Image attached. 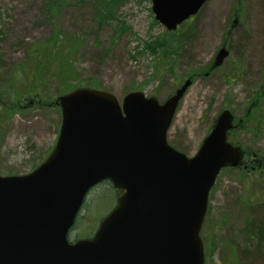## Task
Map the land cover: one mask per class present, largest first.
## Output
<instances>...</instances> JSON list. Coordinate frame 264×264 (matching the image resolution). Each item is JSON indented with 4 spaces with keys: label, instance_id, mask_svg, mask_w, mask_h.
<instances>
[{
    "label": "rangeland",
    "instance_id": "1",
    "mask_svg": "<svg viewBox=\"0 0 264 264\" xmlns=\"http://www.w3.org/2000/svg\"><path fill=\"white\" fill-rule=\"evenodd\" d=\"M45 3L46 0H0V174L30 172L56 141L60 109L42 107L28 99L37 94L44 102L58 96L55 71L42 80L36 75L35 93L18 101L13 93L18 83L13 85L9 80L13 69L21 64L26 69L33 67L35 44L48 37L55 24L66 36L53 42L45 56L57 52L55 46H62L64 51L73 47L70 37L79 36L81 41L71 52L75 66L71 81L98 82V88L112 92L120 101L132 90L163 101L186 78H191L167 130V141L174 148L194 155L216 116L228 109L238 124L229 140L234 138L262 156L264 0H207L190 23L185 22L184 28L180 24L173 32L154 18L151 0H112L109 7L116 6L118 19L104 22L94 16L93 0H66L56 18L48 17ZM158 38L176 46V55L171 58L170 54L151 53L146 43ZM222 46L228 54L220 66L213 68L210 64ZM52 59L59 61L57 56ZM169 61L172 64L168 68L165 63ZM257 90L262 91V97H258L256 107L250 108ZM245 161L250 167L256 162L250 155ZM263 172L257 170L244 177L237 168H225L218 173L200 232L204 264H235L232 244L245 248L240 250L244 253H239L240 264L262 263L256 240L247 239L242 228L250 217L264 220V189L253 183L262 182L254 174L261 177ZM104 188L96 186L86 194L85 202L88 204V199L90 203L88 211L80 214L87 217L85 226L77 231L81 237L96 229L114 203V193ZM70 236L75 239V232Z\"/></svg>",
    "mask_w": 264,
    "mask_h": 264
},
{
    "label": "water",
    "instance_id": "2",
    "mask_svg": "<svg viewBox=\"0 0 264 264\" xmlns=\"http://www.w3.org/2000/svg\"><path fill=\"white\" fill-rule=\"evenodd\" d=\"M206 0H151L155 19L175 29ZM228 54L217 51L212 66ZM191 84L163 101L141 90L121 101L110 91L76 87L58 96L56 142L38 166L0 174V264H204L200 230L220 169L244 151L227 140L223 109L196 153L172 147L166 133ZM108 179L120 192L91 237L68 232L88 190Z\"/></svg>",
    "mask_w": 264,
    "mask_h": 264
},
{
    "label": "trees",
    "instance_id": "3",
    "mask_svg": "<svg viewBox=\"0 0 264 264\" xmlns=\"http://www.w3.org/2000/svg\"><path fill=\"white\" fill-rule=\"evenodd\" d=\"M66 0H46V3L44 4V9L46 10V14L48 15V17L50 18H56L59 14L60 9L62 8L63 4L65 3ZM119 2H121L122 0H118ZM112 2V0H93L94 7H95V11H94V16L97 17L98 22L101 21H109L110 19H118V15L115 14V7H109V3ZM114 7V8H113ZM193 18V17H192ZM189 19V21H184L182 23V27H185V22L190 23L191 19ZM122 24H124L122 22ZM54 25V24H52ZM186 29V28H185ZM173 32V31H171ZM188 32V31H187ZM185 36L187 37V33L184 31ZM63 36H66V34H63L61 27L57 24L54 25L51 33L49 34L48 37H46L42 42H38L35 44V47L32 51L33 57V67H31L30 69H26L24 68L23 64H21V66H19V68L13 69V71L11 72V77H9V80L11 79V82L14 84H17V88L13 93L15 95V99L18 101V99L23 98L25 96H29L28 94L31 93H35V88L37 87L36 85V75L40 76V80H42V78H46L48 75L52 74L54 70L55 71V75H54V81H56V85L57 88L59 90V93L57 95H59L60 93H64L65 91H68L74 87L77 86H94L97 87L98 86V82H85L83 81V83L78 82L77 80L75 81H71V78L73 77V74L75 72V66L72 65V54L71 52L73 51V47L76 46V44L81 41V38L79 36H72L73 38L70 37V39H72V41L74 42V46L67 48L66 51H64V48H62V46L60 48H58V46H55V49H57V52H52L51 57L49 56H45V53L48 51V48L50 47V45L53 44V42L55 43L57 39L62 38ZM69 37V36H67ZM146 47L148 48V50L153 53L154 55L157 54V52H162L164 56L170 54L171 58L174 56V54L176 55V53L178 52V48L176 46H172L170 45L165 38H158L156 41H154L153 43H146ZM43 55V58L40 57ZM45 56V57H44ZM53 56H57V59H59V61H55L52 59ZM172 64L171 61H169L168 63H165L166 67H170L169 65ZM45 66V67H44ZM164 68V67H163ZM157 73V71H156ZM47 80H45L44 82H46ZM6 89L1 90V92L4 94ZM39 94V93H38ZM1 93H0V99H1ZM258 97H262V91H258L257 90V95L254 98V101L251 103L250 108L251 107H256V102L258 100ZM264 97V96H263ZM29 98H32L34 100V102L36 104H38L39 106H55L53 104V101H44L41 102L40 98H37V94H33V96H30ZM28 98V99H29ZM55 99V98H54ZM53 99V100H54ZM249 112V111H248ZM247 112V113H248ZM233 136V134H235V131H233V133H231ZM231 141H236V139L232 138ZM247 151L248 152H255L257 155V152L255 150H250L248 147ZM258 160H260L259 163H256L257 165L254 164V167H236L241 175H243L244 177H250L252 176V173H254L255 171L259 170L263 172L264 169V151L262 156H257ZM42 161V160H41ZM228 169H235V168H229ZM254 176L256 177L257 180H259V178H261L260 184L255 180L253 181V183H257L261 189H264V172L261 175V177L257 176L256 174H254ZM248 181H250L248 179ZM248 184H250V182H247ZM97 186H104V190L108 189L111 190L114 193V203L115 204V198L116 195L118 194V190L116 188H114L112 186V184L109 181H103L101 183H99ZM96 187V186H95ZM103 190V191H104ZM263 191V190H262ZM88 204L90 203L89 200L87 199ZM88 204L87 202H85L84 206H83V212H87L88 211ZM112 205V207H113ZM251 208L255 207V205L250 204L249 205ZM247 208H250V207ZM111 207V208H112ZM110 208V209H111ZM85 210V211H84ZM81 214V213H80ZM78 214L77 216V220L74 224V227L72 229V231L75 232L76 237H81L77 234V231L85 226L83 224H86V220L87 217L85 215H80ZM86 217V220H85ZM78 220L81 222L79 225L78 224ZM242 231L244 233V236L247 239L250 240H256V248L257 250L260 251L259 254V259H262V263L264 264V220L263 218H251L247 219L245 221V224L242 228ZM88 236V235H86ZM232 247H234V253H235V261L234 263H238L240 264V256L239 253H244L245 251H240V250H244L245 248H238L235 247V245L232 244ZM237 256V257H236Z\"/></svg>",
    "mask_w": 264,
    "mask_h": 264
}]
</instances>
